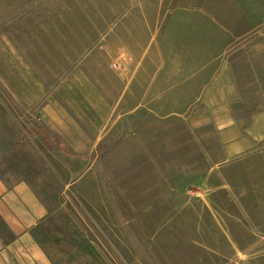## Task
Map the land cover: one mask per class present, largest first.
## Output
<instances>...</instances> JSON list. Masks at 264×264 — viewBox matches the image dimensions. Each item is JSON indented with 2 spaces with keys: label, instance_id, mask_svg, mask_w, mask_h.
<instances>
[{
  "label": "rangeland",
  "instance_id": "rangeland-1",
  "mask_svg": "<svg viewBox=\"0 0 264 264\" xmlns=\"http://www.w3.org/2000/svg\"><path fill=\"white\" fill-rule=\"evenodd\" d=\"M75 1L0 0V111L5 113L0 116V154L27 145L53 179V201L66 207L85 236L60 264H264L263 147H224L232 133L223 132L221 124L198 126L201 117L197 122L188 115L157 116L142 108L128 112L125 104L115 109L112 100L106 102L114 109L86 117L81 102L89 90L71 83L70 101L64 102L69 115L56 116L53 125L68 126L72 141H83L85 131L90 132L85 119L95 121L102 132L95 147L73 148L48 131L31 105L9 99L16 65L25 62L21 55L31 38L26 33L30 28L60 29L64 34L56 39L67 44L68 30L78 27L71 12ZM151 3V16L157 14L154 27H163L170 9L180 4L222 17L264 16V0ZM122 12L114 29L125 18ZM250 21L238 20L233 27L258 23ZM130 54L126 60H142V52ZM119 60L112 59L114 67ZM134 69H111L97 93L110 97L111 81L124 82ZM71 73L77 76L78 69ZM8 108L15 113L10 115ZM93 136L90 141L96 142Z\"/></svg>",
  "mask_w": 264,
  "mask_h": 264
},
{
  "label": "crops",
  "instance_id": "crops-1",
  "mask_svg": "<svg viewBox=\"0 0 264 264\" xmlns=\"http://www.w3.org/2000/svg\"><path fill=\"white\" fill-rule=\"evenodd\" d=\"M151 4L76 0L71 12L78 27L68 30L67 44L56 39L64 34L60 29L30 28L26 35L31 38L21 55L25 62L16 65L9 99L31 105L48 131L73 148L95 147L102 135L97 136L101 130L89 119L85 122L90 132L85 131L83 141H72L68 126L53 125L56 116L68 114L64 102L70 101L71 83L89 90L81 102L86 117L124 104L128 112L142 108L147 114L188 115L197 122L201 117L198 126L211 121L232 133L224 147L264 148V16L222 17L210 9L180 4L170 9L163 27H154L157 14L151 16ZM120 9L125 18L117 30ZM238 20L258 23L239 29L233 27ZM74 51L76 57L71 55ZM135 52L143 53L140 62L126 60ZM113 58L120 59L116 67ZM122 65L135 68L133 75L124 82L111 81L110 97L97 93L107 73H120ZM75 68L77 76L71 73ZM56 83L62 84L58 91ZM93 88L96 92L90 93ZM117 90L122 93L116 97ZM0 116H5L2 110ZM92 134L96 142L90 141ZM53 190L52 177L27 145L0 154V264H60L84 241L66 207L53 201Z\"/></svg>",
  "mask_w": 264,
  "mask_h": 264
}]
</instances>
